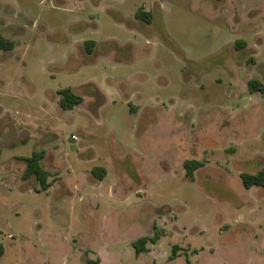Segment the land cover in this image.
<instances>
[{"label":"rangeland","instance_id":"rangeland-1","mask_svg":"<svg viewBox=\"0 0 264 264\" xmlns=\"http://www.w3.org/2000/svg\"><path fill=\"white\" fill-rule=\"evenodd\" d=\"M142 5L152 23L122 19ZM0 36V107L25 140L0 150V264H264V193L240 178L264 168V0H0ZM36 149L47 192L23 179Z\"/></svg>","mask_w":264,"mask_h":264},{"label":"trees","instance_id":"trees-1","mask_svg":"<svg viewBox=\"0 0 264 264\" xmlns=\"http://www.w3.org/2000/svg\"><path fill=\"white\" fill-rule=\"evenodd\" d=\"M136 18L138 20L144 21L145 23H152L153 16L149 12H145L142 8H140L136 13ZM239 43V42H238ZM96 43L94 41L86 42V51L88 53H92L94 46ZM239 45V44H237ZM15 47V43L12 41H8L2 36H0V50L11 51ZM249 91L251 94L260 93L264 95V84L257 80L253 79L248 84ZM61 98L59 105L61 109L68 111L73 110L75 107L80 106L83 103V98L76 94L72 89H65L59 92ZM46 152L44 150L34 151L32 155L28 157H23L22 160L26 164V169L23 174V179L27 180L31 177H34L36 181L40 184L41 189L36 190V192H47L52 186V182L49 181L53 177L52 173L45 170L42 166V161L44 160ZM1 159V155H0ZM204 161L198 160H188L184 163V168L186 171V176L190 179H194L195 172L205 166ZM93 175L99 180H103L107 171L105 168L97 167L93 170ZM240 178L243 182L244 187L247 190H250L254 187L262 189L264 193V168L258 171L255 174L250 173H242ZM156 230V228H155ZM161 238V233L155 231L153 236L142 237L136 240L133 243V247L135 248L136 254L140 255L148 251V244H156ZM179 248L174 246L172 248V255L170 256V260H174L178 256ZM5 253V248L2 243H0V257H2ZM88 264H98V261L88 262Z\"/></svg>","mask_w":264,"mask_h":264},{"label":"crops","instance_id":"crops-1","mask_svg":"<svg viewBox=\"0 0 264 264\" xmlns=\"http://www.w3.org/2000/svg\"><path fill=\"white\" fill-rule=\"evenodd\" d=\"M123 1V0H122ZM125 1V0H124ZM143 6L144 7H146V9L144 10L145 12H149V13H151V11H150V9H148L147 8V6L146 5H142V6H140L136 11H134V19H129V18H127V17H125V16H123L122 15V19L123 20H125V21H130L131 23H133V25H135L136 27H138V19L136 18V13H137V11L140 9V8H142L143 9ZM152 14V13H151ZM153 16V15H152ZM124 21V22H125ZM153 21V20H152ZM127 25V24H126ZM136 27H131L132 29H134V28H136ZM96 45H97V43H96ZM19 124V123H18ZM21 125V124H20ZM23 125H25V124H23ZM12 127V128H11ZM16 127V121L15 120H13V118H12V112H9V111H7L6 109H4V108H1L0 107V150L2 149V148H13V147H15V146H17V145H24L25 144V140H23L22 138H21V136H16L15 134V128ZM36 151H40L39 149H36ZM45 151V150H44ZM46 152V151H45ZM46 156V155H45ZM13 162L12 163H14L15 161H16V158H14L13 160H12ZM44 161V160H43ZM43 161H42V166H43ZM1 163H0V168H1ZM24 165H25V168H24V172H25V169H26V164L24 163ZM46 170V169H45ZM14 170H11V169H7V173H2V172H0V176H3V180L4 179H6V177L5 176H8V175H11V176H13L14 175ZM13 173V174H12ZM31 178H34V177H31ZM30 178V179H31ZM27 180H29V179H27ZM254 188H257V187H254ZM253 189V188H252ZM256 195V194H255ZM264 195V194H263ZM154 227H156L157 228V226H154ZM158 229V228H157ZM146 232H148V231H146ZM162 235V234H161ZM148 236H150L151 237V234H146V235H143V236H141L140 238H142V237H148ZM139 238V239H140ZM138 240V239H137ZM160 240H161V238H160ZM160 240L156 243V244H158L159 242H160ZM136 241V240H135ZM135 241H133V243L135 242ZM133 243H132V245H133ZM156 244H148L147 245V249H148V251L147 252H145V253H149V252H151V246H155ZM178 248H180L179 246H177ZM5 248V247H4ZM181 249V248H180ZM179 252V251H178ZM142 254H144V253H142ZM142 254H140V255H142ZM4 255H5V253H4ZM3 255V256H4ZM137 255V254H136ZM140 255H137V256H140ZM2 256V257H3ZM1 258V257H0ZM87 258V257H86ZM83 259V264H88V262H94L95 260H90V259ZM176 259V258H175ZM174 259V260H175ZM96 261H98V264H103V260L101 259V258H99L98 260H96ZM169 261H173V260H170V257H169Z\"/></svg>","mask_w":264,"mask_h":264}]
</instances>
